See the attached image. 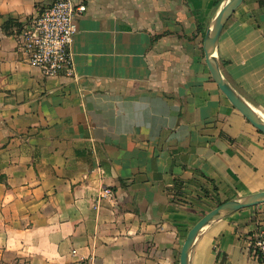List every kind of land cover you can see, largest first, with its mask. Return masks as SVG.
I'll list each match as a JSON object with an SVG mask.
<instances>
[{"label":"crops","instance_id":"crops-1","mask_svg":"<svg viewBox=\"0 0 264 264\" xmlns=\"http://www.w3.org/2000/svg\"><path fill=\"white\" fill-rule=\"evenodd\" d=\"M55 1L0 0V264H180L207 212L264 191V134L203 49L227 0H75L76 76L47 77L18 36ZM217 57L264 117V0H244ZM259 228L264 204L212 223L190 264H264Z\"/></svg>","mask_w":264,"mask_h":264},{"label":"built area","instance_id":"built-area-1","mask_svg":"<svg viewBox=\"0 0 264 264\" xmlns=\"http://www.w3.org/2000/svg\"><path fill=\"white\" fill-rule=\"evenodd\" d=\"M87 11L84 1L56 0L20 31L19 49L30 64L42 69L47 77H75L73 44L78 20ZM101 197L114 201L113 190L102 189ZM254 255L264 263V229L259 228L250 240Z\"/></svg>","mask_w":264,"mask_h":264},{"label":"water","instance_id":"water-1","mask_svg":"<svg viewBox=\"0 0 264 264\" xmlns=\"http://www.w3.org/2000/svg\"><path fill=\"white\" fill-rule=\"evenodd\" d=\"M244 0H227L213 19L204 39V54L209 71L222 93L258 131L264 134V117L226 80L217 57L222 32ZM264 204V191L225 201L207 212L189 231L183 245L180 264H190L194 244L200 233L212 223L246 208Z\"/></svg>","mask_w":264,"mask_h":264},{"label":"trees","instance_id":"trees-1","mask_svg":"<svg viewBox=\"0 0 264 264\" xmlns=\"http://www.w3.org/2000/svg\"><path fill=\"white\" fill-rule=\"evenodd\" d=\"M12 21L10 20V21H8L7 23H8V25H9V23H11ZM18 27H19V29L21 28V25L20 24H18ZM221 203H219L218 205H220Z\"/></svg>","mask_w":264,"mask_h":264}]
</instances>
